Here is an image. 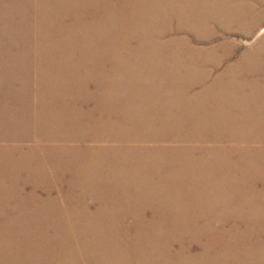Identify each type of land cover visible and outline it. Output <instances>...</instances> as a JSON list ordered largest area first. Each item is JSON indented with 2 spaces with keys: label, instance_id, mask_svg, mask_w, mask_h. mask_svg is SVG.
<instances>
[{
  "label": "bare ground",
  "instance_id": "1",
  "mask_svg": "<svg viewBox=\"0 0 264 264\" xmlns=\"http://www.w3.org/2000/svg\"><path fill=\"white\" fill-rule=\"evenodd\" d=\"M202 1L111 0V13L140 27V47L40 40L31 59L32 5L0 0V141L70 144L39 157L21 149L20 159L0 151V264H264V88L237 82L251 73L245 60L217 72V48L180 35L213 16ZM172 22L175 32L154 40ZM91 49L124 78L109 73L105 87L83 74L72 53ZM38 61L58 73L38 78L45 112L34 118L26 74Z\"/></svg>",
  "mask_w": 264,
  "mask_h": 264
},
{
  "label": "rangeland",
  "instance_id": "2",
  "mask_svg": "<svg viewBox=\"0 0 264 264\" xmlns=\"http://www.w3.org/2000/svg\"><path fill=\"white\" fill-rule=\"evenodd\" d=\"M28 1L32 6H29L30 9L27 10L29 11V14L26 11L29 20L24 29L28 31L26 38L31 42L30 47L34 49L32 53L28 54L31 59H39L40 57V48H43V46L38 44V41L40 40H56L62 42L73 41L74 43H77L76 46L83 44L82 46H85L87 48L94 47V50H96L97 48H107L109 43L112 45L114 44L111 43L112 41L119 43L131 41V44H129L128 46L114 44V47L118 49H126L127 47H140V45L138 44V39L141 37V35L138 37L136 36L137 32H139L138 28L140 27L136 23H129L127 25L123 18L125 15H123L122 13H111L112 11L107 8V3L111 2V0H60L62 5L68 6L66 7L68 8V10L62 11L63 13H60L58 12V10L53 8H46L44 3L45 0ZM202 3L204 5L210 6V9L213 11L210 10L208 13L213 16L211 18H208L207 21H204L198 31H183V33H180V35H186L190 40V43H195L197 47L217 48L215 52L209 55L212 58L221 60L219 67L216 68L217 72H225L233 64H238L239 60H245V62L248 63L247 65L251 66V73H249L248 76L245 77L246 79L243 78L244 73L237 76V82L241 85L243 84V86H246L245 91L248 92L250 90L252 91V80L256 81L257 85L264 88V0H203ZM3 6L7 9H10L11 7L7 2L4 3ZM21 9L26 10L23 9V7H21ZM41 21L45 22V24L42 25ZM14 23L15 26H21L23 24L19 17L15 19ZM28 24L30 27L28 26ZM172 24L175 26L174 22L170 23L167 31L165 30L164 33H162L163 37L162 35H158L157 37L154 36V40L164 37L168 38L169 36H171V34L175 32L172 28ZM94 41H100L102 45L95 46L92 44L95 43ZM176 48L177 46L171 45L170 52H173V50ZM94 54L95 53L92 52V49L89 52H83L82 50H73V59L77 64V68L80 69L83 74L93 75L95 77L98 76V82L101 81V83H103L105 87H107V81H105V79L109 77V73L112 74L113 78L116 77V80L120 81V79L124 78V73L120 74L116 70L112 69L110 64L102 63L101 60H98L100 59L98 58L100 57V55L97 54L96 56ZM125 54L123 52L121 55ZM82 57L85 61L81 60ZM157 60L158 59H155V61ZM40 63L41 62L38 61L36 64L30 66L26 74V77L29 78V80H32V91L30 95H27V98L31 103L30 109L31 114L34 115V118L43 115V113L45 112L42 105H36L40 98V95L37 94L41 92L39 87L44 85L38 78H42V73H44V71H49L47 73H51L50 71H52V73H58V70L56 68L55 70H53V67L50 66V70H48L46 67L41 66ZM167 68H171V66H168ZM143 71L145 72V69ZM145 74L147 75L148 73L145 72ZM145 74L143 76V79L146 80L149 74L147 75V77L145 76ZM224 77L232 78L235 76L232 73H227V75H225ZM110 80L111 79H108V82ZM122 81L125 80H121V82ZM207 81L208 85L212 80L207 79ZM146 82H148V80H146ZM17 86H19V83H17ZM88 87L90 88V90L94 89V82L89 81ZM200 90H202V88L198 86L191 92V95ZM103 91L105 93L103 94L104 98H107V89ZM253 92L255 94L257 93L256 90H254ZM253 92L250 94H253ZM152 93L154 92L149 93V98L153 97ZM108 94H112L111 96H114L115 98L119 96L118 94L114 93V90L113 92L108 91ZM70 115L74 116L69 112L62 116L69 117ZM33 131H37L38 133L39 129L36 127L33 129ZM107 144V139H103L102 142L98 143V147H103L106 149ZM69 145L70 144L67 145V143L56 142L46 143L40 138L32 137L30 138V140H28V142H23L20 140H10L6 142L0 141V151L8 152L7 156L10 155V151H12L13 154L14 152L20 153V155L22 156L21 149H24V154H26L28 157H39L44 155L43 153L46 149H64L66 147L69 148ZM9 157L20 159L18 158L19 155L17 154L10 155ZM100 164L104 168H102L100 172L101 175L107 169V165L105 161L102 160H100ZM52 170L54 171V168L52 169V167H49L47 169V173L53 175ZM84 199L88 202L90 201V199H88L87 197H85ZM59 201L61 202L62 200ZM134 261L135 264L141 263H137V256L134 257ZM81 264L86 263L83 261L81 262Z\"/></svg>",
  "mask_w": 264,
  "mask_h": 264
}]
</instances>
